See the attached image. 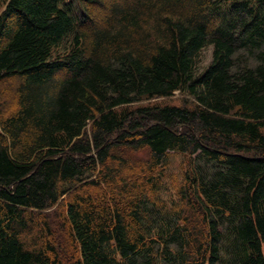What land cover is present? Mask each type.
I'll return each instance as SVG.
<instances>
[{"label":"trees","instance_id":"trees-1","mask_svg":"<svg viewBox=\"0 0 264 264\" xmlns=\"http://www.w3.org/2000/svg\"><path fill=\"white\" fill-rule=\"evenodd\" d=\"M10 79L0 264H264V0H0Z\"/></svg>","mask_w":264,"mask_h":264},{"label":"rangeland","instance_id":"rangeland-1","mask_svg":"<svg viewBox=\"0 0 264 264\" xmlns=\"http://www.w3.org/2000/svg\"><path fill=\"white\" fill-rule=\"evenodd\" d=\"M212 59V49L207 48L202 52V59L200 63V68H204L210 64ZM191 101L190 98L182 95L179 92L174 93L173 96L167 98H156L151 100H145L135 104L132 107L136 106H181L186 104L185 102ZM17 97H16V81L14 80H5L0 82V115H10L15 113L17 110ZM146 155L143 152H140L133 156L136 160L133 159V162H140L142 158H145ZM188 158L180 155H171L167 163L156 171V178L159 180V196L161 200L170 203L172 201L178 202L177 190L180 187V182L182 181V176L184 174V170H186V163ZM175 203V202H174ZM52 215V214H51ZM56 231V230H55ZM57 240L60 239V232L56 233ZM27 237V236H26ZM25 238V237H23Z\"/></svg>","mask_w":264,"mask_h":264}]
</instances>
